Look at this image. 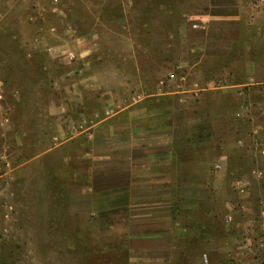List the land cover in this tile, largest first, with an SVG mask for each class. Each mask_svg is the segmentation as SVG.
<instances>
[{
	"label": "rangeland",
	"instance_id": "374dc122",
	"mask_svg": "<svg viewBox=\"0 0 264 264\" xmlns=\"http://www.w3.org/2000/svg\"><path fill=\"white\" fill-rule=\"evenodd\" d=\"M6 1L0 264L122 263L110 252L122 257L125 240L115 247L109 231L89 230L86 214L70 213V189L88 179L82 139L96 112L112 108V90L124 80L133 98L160 78L171 93L158 105L183 111L195 127L178 151L193 163L183 166L185 179L212 189L214 200L199 205L216 211L215 250L194 240L173 264H243L239 256L252 250L241 243L264 241V0H239V38L217 53L205 49L200 27L209 0ZM263 249L260 242L249 252L251 264L264 260Z\"/></svg>",
	"mask_w": 264,
	"mask_h": 264
},
{
	"label": "crops",
	"instance_id": "0c3cea01",
	"mask_svg": "<svg viewBox=\"0 0 264 264\" xmlns=\"http://www.w3.org/2000/svg\"><path fill=\"white\" fill-rule=\"evenodd\" d=\"M240 14L239 0H209L200 25L206 50L217 53L239 38ZM121 83L110 94L112 108L96 112L99 119L85 128L82 142L87 144L89 174L86 182L70 189L69 212L86 214L89 230L109 231L113 246L125 240L122 257L110 252L112 263L173 264L180 249L194 240L214 251L210 219H215L216 211L213 207L204 211L199 205L205 198L214 200V193L198 180L185 179L183 166L193 163L178 154L184 133L194 130V125L186 122L183 111L158 105L162 96L171 93L165 90L163 78L152 91H136L133 98L125 91L127 82ZM151 101L157 104L150 106ZM202 222L207 228L201 242L198 225ZM223 241L226 247L235 246L229 238ZM260 242L264 244L245 239L241 248L253 252ZM249 252L239 256L243 264L253 263Z\"/></svg>",
	"mask_w": 264,
	"mask_h": 264
},
{
	"label": "built area",
	"instance_id": "2783aa9c",
	"mask_svg": "<svg viewBox=\"0 0 264 264\" xmlns=\"http://www.w3.org/2000/svg\"><path fill=\"white\" fill-rule=\"evenodd\" d=\"M66 56L69 58V59H73L74 58V53L73 51H68L66 53ZM218 167H221V165H218Z\"/></svg>",
	"mask_w": 264,
	"mask_h": 264
}]
</instances>
